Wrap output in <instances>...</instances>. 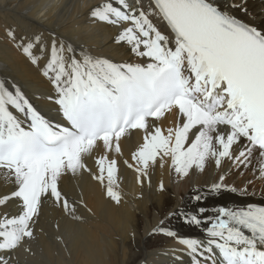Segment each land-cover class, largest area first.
I'll use <instances>...</instances> for the list:
<instances>
[{"label": "snow or ice", "instance_id": "obj_1", "mask_svg": "<svg viewBox=\"0 0 264 264\" xmlns=\"http://www.w3.org/2000/svg\"><path fill=\"white\" fill-rule=\"evenodd\" d=\"M89 15L119 29L113 43L129 59L78 50L55 33L7 31L47 90L37 96L0 77V170L12 184L0 208L16 207L0 215V264H19V249L31 252L46 204L81 224L82 208L94 215L85 176L120 204L121 166L149 187L157 168L179 178L209 166L219 172L210 187L193 190L192 209L171 211L152 229L176 241L173 264H264V205L205 206L209 194L249 195L254 181L230 185L229 174L264 180V20L249 19L248 0H103ZM49 103L55 119L42 111ZM132 130L142 140L124 158ZM225 163L227 174L219 171ZM69 177L76 195L65 190ZM157 189H166L162 178ZM172 218L202 238L168 227Z\"/></svg>", "mask_w": 264, "mask_h": 264}, {"label": "bare ground", "instance_id": "obj_2", "mask_svg": "<svg viewBox=\"0 0 264 264\" xmlns=\"http://www.w3.org/2000/svg\"><path fill=\"white\" fill-rule=\"evenodd\" d=\"M103 0H0V77L15 79L26 85L37 96L47 90V84L35 67L16 49L7 37L8 29L17 34L40 33L48 36L58 34L77 46L92 52L111 57L114 61L129 59L124 48H118L113 38L118 32L116 26L93 23L89 13L92 7ZM148 0H144L147 4ZM133 4L134 0H128ZM249 19L255 23L264 20V0H248ZM134 59V58H133ZM42 111L56 118L55 108L51 104H42ZM171 120V118H170ZM124 143V158L138 141L142 140L137 130ZM220 172L228 173V163ZM218 171L211 166L203 172H197L188 178H179L166 167L161 175L157 168L152 174L151 187L135 181V172L124 166L118 175L123 190L120 204L104 196L100 186L90 181L87 176L81 181L84 199L92 213L81 209L86 223H78L65 216L59 209L46 204L37 225V238L31 242V252L19 249L15 257L19 264H173L171 249L178 246L176 241L160 234H153L152 229L167 214L177 209H192L196 204L193 199L194 189H207L215 181ZM254 177L252 172L244 175H228V183L245 187L247 181L249 195L223 191L209 194L205 206L210 210L219 206H239L246 203L264 205V180ZM163 179L166 189L159 191L158 182ZM76 181L65 178L64 187L70 194L76 195ZM12 190L11 178L0 170V195ZM4 212L16 214L15 203L9 202L0 208ZM59 223V229H57ZM167 226L181 235L202 238V233L195 227L182 223L179 218H172ZM41 228L43 231H41ZM63 236V242L57 239ZM134 248V250L132 249Z\"/></svg>", "mask_w": 264, "mask_h": 264}, {"label": "rangeland", "instance_id": "obj_3", "mask_svg": "<svg viewBox=\"0 0 264 264\" xmlns=\"http://www.w3.org/2000/svg\"><path fill=\"white\" fill-rule=\"evenodd\" d=\"M134 250V248H132Z\"/></svg>", "mask_w": 264, "mask_h": 264}]
</instances>
